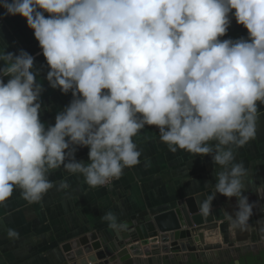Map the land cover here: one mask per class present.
<instances>
[{"label": "clouds", "instance_id": "1", "mask_svg": "<svg viewBox=\"0 0 264 264\" xmlns=\"http://www.w3.org/2000/svg\"><path fill=\"white\" fill-rule=\"evenodd\" d=\"M0 7L26 19L50 87L73 96L46 127L34 56L0 52V77H10L0 78V204L14 188L28 203L40 202L61 165L90 187L119 179L140 162L132 138L155 125L171 152L210 155L219 166L198 214H211L217 193L236 197L223 219L231 230L252 229L256 202L242 190L247 182L264 198V184L234 162V149L256 138L264 104V0H0ZM229 13L247 39H219ZM75 146L89 148L88 163L75 159ZM102 219L117 232L127 228L111 211ZM257 223L264 240V221ZM7 236L19 233L9 228Z\"/></svg>", "mask_w": 264, "mask_h": 264}, {"label": "crops", "instance_id": "2", "mask_svg": "<svg viewBox=\"0 0 264 264\" xmlns=\"http://www.w3.org/2000/svg\"><path fill=\"white\" fill-rule=\"evenodd\" d=\"M5 11L0 7V52L4 50L18 54L23 49L34 56L32 70H38L36 79L43 88L39 98V118L46 127L54 126L57 113L70 103L65 97L72 92L65 94L59 88L50 87L46 79L50 69L33 30L27 26L24 17L19 14L5 15ZM44 15L47 17L49 13L45 12ZM229 16L231 22L227 32L219 39H247V29L238 24L231 13ZM3 66L4 62L0 61V67ZM0 78L6 83L10 77ZM258 110L260 119L256 138L244 147L234 149V162L243 161L252 174L254 184L262 185L264 104L258 102ZM132 139L141 152L140 162L124 168L120 178L110 186L90 187L85 183L83 174L70 173L61 165L50 173L49 179L54 187L43 195L40 202L28 203L22 197L21 190L14 188L11 197L0 204V264H67L60 244L90 230L110 229L108 222L102 219L107 212L115 214L119 223L141 210H166L177 200L209 190L216 183L214 171L219 170V166L213 163L210 155L194 156L182 149L171 152L167 144L160 140L159 129L155 125H145ZM75 147V159L88 163L89 148ZM61 181H66L69 187L60 189ZM251 187L246 182L247 190H242L250 203L256 202L249 220L252 225L250 231L231 230L226 220L196 231L203 249L210 253L221 251L223 258L218 263L231 258L228 251L231 247L264 241L260 238V225L257 223L264 221V198H259ZM216 195L222 200L224 209L234 213L237 198H227L219 193ZM9 228L19 233L18 239L8 238Z\"/></svg>", "mask_w": 264, "mask_h": 264}, {"label": "water", "instance_id": "3", "mask_svg": "<svg viewBox=\"0 0 264 264\" xmlns=\"http://www.w3.org/2000/svg\"><path fill=\"white\" fill-rule=\"evenodd\" d=\"M72 99V93L65 97L67 102ZM208 194L210 189L177 200L163 211L141 210L119 222L127 224L125 230H90L62 242L60 249L67 264H189L192 261L217 264L223 258L221 251L210 253L203 249L196 233L203 226L225 220L224 205L217 195L212 200L211 214L207 217L198 214V201ZM260 248L264 249V241L231 247L228 260L240 264L239 254L257 253Z\"/></svg>", "mask_w": 264, "mask_h": 264}, {"label": "trees", "instance_id": "4", "mask_svg": "<svg viewBox=\"0 0 264 264\" xmlns=\"http://www.w3.org/2000/svg\"><path fill=\"white\" fill-rule=\"evenodd\" d=\"M239 263L240 264H264V249L260 248L257 253L252 251H246L245 253L239 254ZM189 264H205L198 261H192ZM218 264H234L232 259L228 261H221Z\"/></svg>", "mask_w": 264, "mask_h": 264}, {"label": "built area", "instance_id": "5", "mask_svg": "<svg viewBox=\"0 0 264 264\" xmlns=\"http://www.w3.org/2000/svg\"><path fill=\"white\" fill-rule=\"evenodd\" d=\"M114 180H115V179H113L110 183L105 184V185H103V186H104V187L110 186V185L113 183Z\"/></svg>", "mask_w": 264, "mask_h": 264}]
</instances>
